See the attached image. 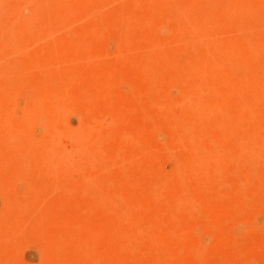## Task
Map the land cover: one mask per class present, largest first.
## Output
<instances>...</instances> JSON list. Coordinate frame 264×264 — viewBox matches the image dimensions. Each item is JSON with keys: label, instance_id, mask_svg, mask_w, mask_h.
Here are the masks:
<instances>
[{"label": "rangeland", "instance_id": "1", "mask_svg": "<svg viewBox=\"0 0 264 264\" xmlns=\"http://www.w3.org/2000/svg\"><path fill=\"white\" fill-rule=\"evenodd\" d=\"M0 264H264V0H0Z\"/></svg>", "mask_w": 264, "mask_h": 264}]
</instances>
